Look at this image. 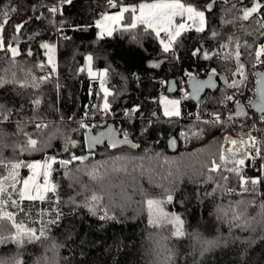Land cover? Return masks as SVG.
<instances>
[{"label": "trees", "instance_id": "obj_1", "mask_svg": "<svg viewBox=\"0 0 264 264\" xmlns=\"http://www.w3.org/2000/svg\"><path fill=\"white\" fill-rule=\"evenodd\" d=\"M142 2L145 0H0V12L16 9L10 13L4 38L5 46L10 44L19 52L13 64L11 53L0 50V76L12 79L11 73L16 72V78L28 85H32L33 76L49 77L44 82L37 80L38 88L0 87V154L26 163L57 159L50 175L56 192L49 191L43 201L23 200V212L9 207L29 227L46 228L49 239L22 249L12 243L0 245V256L22 258L23 264H264V209L260 207L264 203V158L262 170L256 172L246 153L224 152L229 162L218 172L209 171L213 160L221 163V136L227 121L206 124L196 120L192 113L197 104L189 96L185 98L190 81L186 73L204 79L216 69L219 87L206 92L199 103L215 113L222 111L227 96L242 89L228 87L233 80H240L233 75L237 71L235 44L229 48L221 45L228 43V37L238 40L244 71L253 67L255 50L264 44V0H216L213 10L206 13V31L185 33L175 54L164 53L155 34L139 28L134 30L135 41L132 32L120 29L111 36H99L96 22L102 15ZM186 2L204 10L209 0ZM255 3L262 5L259 11L247 21L239 19L243 10ZM53 7L58 9L56 13L49 11ZM131 15L126 13L125 24L131 22ZM20 18L23 27L17 33ZM212 32L218 35L213 37ZM245 41L250 47L243 46ZM44 43L57 48L56 72L47 63L41 47ZM198 48L201 51L193 55ZM205 51L211 58H204ZM226 53H232L227 60ZM88 56L93 57L94 69L107 70L103 82L111 93L108 114L102 111L101 79L88 74ZM149 60L166 62L152 70L147 66ZM170 79L179 86L172 96L183 97L178 117H166L162 110L161 98L171 96L166 92ZM37 99L39 105L33 103ZM4 114L10 117L7 121H3ZM85 114L96 126L92 127L94 133L113 124L140 147L112 151L105 146L89 161H73L65 169L59 161L89 154L87 130L79 121ZM37 123L49 127L38 130ZM27 136L41 141L42 150L21 153L18 146L26 143ZM171 137L179 143L176 153L167 146ZM239 159L245 163H234ZM125 166L126 172L113 171ZM233 167L239 168V174L225 170ZM93 169L96 179L90 175ZM21 175H27L25 167ZM241 176L249 181L260 179L255 193L241 194ZM93 193L104 197L95 214L86 206ZM169 194L171 202L167 201ZM147 199L164 201V212L184 221L185 235L173 236L172 225H150ZM105 210L116 219L101 220ZM236 213L241 214L240 220L234 219ZM53 220L57 223H50ZM5 224L3 234L7 235L11 228Z\"/></svg>", "mask_w": 264, "mask_h": 264}, {"label": "snow or ice", "instance_id": "obj_2", "mask_svg": "<svg viewBox=\"0 0 264 264\" xmlns=\"http://www.w3.org/2000/svg\"><path fill=\"white\" fill-rule=\"evenodd\" d=\"M62 3H71L72 0H61ZM111 3L112 0H109ZM216 3V0H209V2L205 5L204 10H201L197 6L192 3H187L186 0H145V2L140 3L138 6L132 7H122L120 11L116 15L112 16H104L103 21H97V26L101 28L100 36L101 38L107 32V35L111 36L112 32L115 30L107 29L104 25V21H112L114 24L120 25V30L123 32H132V39L135 41L137 39V34L134 32L136 29H141L144 33L147 34H155V36L159 39V43L162 46V51L164 53H172L175 54L176 48L181 43V38L184 36L185 33L195 30L198 33L205 32L207 29V15L213 10V7ZM262 7L259 3H255L253 7L244 9L243 14L239 17V19L247 21L249 20L254 13H257L259 9ZM16 11L15 8H11L8 11L0 12V16H2V20H0V50H6L7 52L11 53V59L13 64H15V57L19 55L18 48L13 47L12 45L5 46V38L4 33L6 30V26L9 24L10 21V13H14ZM50 12L56 13L58 11L57 8L53 7L49 9ZM131 13V22L125 24L124 23V14ZM233 21H225V23H232ZM23 27L22 24L17 23L15 27V31L17 33L20 32L21 28ZM261 28H264V23H261ZM218 34L216 32H212V36L216 37ZM235 44V60L237 62V71L233 73V75H238L240 80H233L231 84H228L229 88H240L244 82L247 80V74L244 71L245 65L241 62V52L240 47L241 44L238 40H235L233 37H228V43L222 44L221 48H229L230 45ZM245 48L250 47L247 41L244 42L243 45ZM42 48L47 50L46 55L48 56V63L52 66V71H56V65L53 61V53L55 52V48L52 45L44 43L41 45ZM201 49H196L193 52V55L199 53ZM29 55L31 52L29 51ZM232 53H226L224 59L227 60L230 58ZM264 44H260L255 50V61L256 63L253 64V67H256L257 64L264 65ZM204 58L209 59L211 58L210 54L205 51ZM93 60L92 56L87 57V61L89 66L91 65ZM158 66V65H153ZM41 68L44 67L43 64L40 65ZM23 70V69H21ZM5 73L8 71L7 69L3 70ZM89 74L96 75L91 71V67H89ZM28 75H31L29 72ZM100 76H106L107 70L103 73L99 74ZM189 76L192 93L191 98L198 99L199 93L205 87H216L212 77L217 75L216 69H212L211 74L209 75L208 80L201 81L197 80L192 73H186ZM12 79H6L5 76H0V87H4L6 84H17L19 87H36L38 88L40 84L37 82H44L49 79L48 76H41L39 78L33 76L32 85H28L25 80H19L16 78V72L11 73ZM256 76V93L258 95V101L255 103L250 102L252 106H254L260 113H261V120L264 121V73H255ZM225 83H227V77H223ZM101 87L104 92V104L102 111L105 114H108L111 109V105L108 101V96L111 95L107 88L103 87V80H101ZM188 97V93H185V98ZM227 101L234 100V97L229 95L226 97ZM35 105L40 104V100L37 99L33 101ZM161 103L164 104V115L171 117V116H180L179 111V104L181 103L180 100H168L166 97L161 98ZM238 108L240 109L236 114L237 115H244L242 106L239 105V101L236 102ZM0 109H3V105H0ZM133 111H136L134 109ZM87 115V114H86ZM215 117L216 123L220 122L219 114H213ZM10 117L7 114L3 115V121H7ZM199 119V117H198ZM2 122V121H0ZM204 123H209V121H204ZM35 127L39 129L48 128V124H40L37 123ZM80 127L87 130L88 133H91L92 127H96L92 125L91 127L81 122ZM198 135V133H194ZM27 135V134H26ZM115 133L111 127L108 128L106 132H100L99 135L92 136L86 135V139L89 141V147L101 143L102 139L108 137L110 139V146L115 148L119 144H127L129 143L127 139V133L124 134L123 140H116L114 139ZM231 145H238L244 144V141H237L230 137L225 138ZM249 141H251V147L255 148L256 145V138L252 137L249 134L248 137ZM41 141L38 139L32 138V136H27L26 143L24 145H20L19 151L21 153L24 152H38L41 151ZM73 146H75V142H71ZM174 144L175 141H172ZM46 146V145H45ZM132 147H137L136 145H132ZM232 148L224 149L219 157L221 163H217L215 160L212 161V167L209 168L211 172H218L221 169L222 164L227 163L226 156L224 152H232ZM247 151V145H246ZM260 154V149L256 148V155ZM87 157L83 156H75L71 157V160H62L59 161L62 167L69 165L73 161L84 162L87 160ZM120 159V158H117ZM254 159V157H253ZM52 163H56L55 158H51V163L45 162L43 165L40 163H26L23 160H9L4 158L2 154H0V245L12 243L17 246V248L22 249L26 244H33L40 242L42 240L49 239L48 230L44 227H41L39 230L29 227L23 220L17 219V213L12 211H7L8 207L17 208L20 212H23L24 209L20 207V204L23 200H45L47 198V193L49 191L55 193L57 189L56 184L49 183V177L51 175ZM239 165H243L245 163V159H239L238 161H234ZM26 167L30 170V175L27 178L20 177V169ZM43 168V171L40 169ZM126 166L122 168H114L113 171H124L126 172ZM226 171L234 172L239 174V168H226ZM96 170L93 169V172L90 173L93 179H96L97 176L95 175ZM43 176V184L38 183V178ZM171 175V173H169ZM209 180L212 179L211 176L208 178ZM223 179L225 181L228 180L227 176H224ZM241 179V188L243 193L248 192H256V185L260 183V179H251L250 181L245 179L243 176L240 177ZM252 185V188L249 189L246 187L248 184ZM234 191V190H232ZM103 195H99L97 193H93L90 197V204L86 205L89 207V210L95 214L96 205L100 204L103 201ZM173 199L172 195L169 194L167 196V201L171 202ZM164 201L156 200V199H147V209L149 214V224L153 227L163 228L166 225H172L174 227V231L172 233L173 236L176 238L183 237L185 232L183 231L184 221L176 215H172L169 217V214L164 212L162 208V204ZM238 203H243L240 201ZM262 209H264V203L260 205ZM227 215V213H225ZM59 216V213H58ZM101 220L106 219H116L115 215L109 216L107 211L105 210L104 215L99 217ZM234 219L240 220L241 214L236 213L234 215ZM5 222L10 225L11 231L4 235V230L6 227ZM50 223H57V221L53 220ZM246 223V222H245ZM212 244V242H209ZM55 247V245H54ZM172 256H168V260L171 261ZM0 264H23L22 258L19 257H3L0 256Z\"/></svg>", "mask_w": 264, "mask_h": 264}, {"label": "built area", "instance_id": "obj_3", "mask_svg": "<svg viewBox=\"0 0 264 264\" xmlns=\"http://www.w3.org/2000/svg\"><path fill=\"white\" fill-rule=\"evenodd\" d=\"M261 59H264V57ZM261 71H264V65L261 64H257L256 67H251L246 70L247 80L242 85V89L233 96L234 100L225 101L221 112L215 113L211 108H205L200 105L199 102L195 111L192 113V116L198 121H209L214 124H221L227 121L226 128L222 133L223 140L226 145H228L227 148H232L233 150H239L246 153L250 168L256 172L261 171L263 168L264 121L261 120L260 116L250 110V102L255 94V73ZM92 93H95V90H93ZM237 101H239V105L242 106V108L249 111V114L246 119L240 121H229V116L235 112ZM213 114H219L221 118L219 123L214 122L215 117ZM79 121L80 123L83 122L88 124L90 127L92 126V121H90L86 114ZM249 134L256 138L255 148L251 147V141L248 139ZM226 137L235 139L238 142L244 141L245 143L234 146L226 141ZM256 148L260 149V154L258 156L256 155Z\"/></svg>", "mask_w": 264, "mask_h": 264}, {"label": "water", "instance_id": "obj_4", "mask_svg": "<svg viewBox=\"0 0 264 264\" xmlns=\"http://www.w3.org/2000/svg\"><path fill=\"white\" fill-rule=\"evenodd\" d=\"M116 7V5L112 6L110 9L113 10ZM165 60H149L147 62V66L152 69V70H159L163 64L165 63ZM153 65H158V66H153ZM259 73H264V71H261ZM209 76L204 78V79H197V80H201V81H206L208 80ZM216 87L212 88V87H205L200 93H199V98L198 99H193L191 98V93H192V87H191V83L190 81L188 82L187 86H188V94H189V99L191 101H193L195 104H198L201 99L205 96L206 92L208 91H214L219 87L218 81L216 79L215 76L212 77ZM179 91V86L176 82L175 79H170L167 83V94L168 95H175L177 94V92ZM256 101H258V95L256 93V83H255V94L251 100L252 103H255ZM240 109L238 108V105L235 107V112L232 113L229 116V121H240L243 119H246L249 111L247 109L243 108V112L245 113L244 115H237L236 113L239 111ZM250 110L254 113H256L258 116H261V113L250 104ZM111 127L115 133L114 135V139L116 140H123L124 139V134L120 132V128L116 129V127L113 124H109L107 125L105 128L99 130L98 132L94 133L93 131H91V133L86 132L85 133V145L88 151V155L86 156L88 159L85 160L84 162H87L90 160V158L92 157V154L95 153L99 148H103L105 146L109 147L110 150L114 151V150H118L121 148H128L131 150H137L140 146L138 144H135L131 139L127 138L129 143L127 144H119L117 147L113 148L110 146V139L108 137H105L102 139L101 143L95 144L91 147H89V141L86 139V135H92V136H96L99 135L100 132H106L108 130V128ZM172 141H175V143L173 144ZM132 145H136L137 147H132ZM167 146L170 152L172 153H176L178 151L179 148V143L178 140L175 137H171L168 141H167ZM69 165L64 166V168H68Z\"/></svg>", "mask_w": 264, "mask_h": 264}, {"label": "rangeland", "instance_id": "obj_5", "mask_svg": "<svg viewBox=\"0 0 264 264\" xmlns=\"http://www.w3.org/2000/svg\"><path fill=\"white\" fill-rule=\"evenodd\" d=\"M122 7H129V6H121L118 10H116V11H112V12H107V13H105L104 15H102V17H100L99 18V20L98 21H103V18H104V16H112V15H116L119 11H120V9L122 8ZM124 19H128L127 18V16H126V13L124 14ZM23 20V18H20V19H18V23H20L21 24V21ZM104 25H105V27L107 28V29H113V28H115V30L112 32V34L117 30V29H120V25H118V24H114L112 21H104ZM98 27V26H97ZM98 30H99V36H100V33H101V28L100 27H98ZM105 36H109V35H107V32H105V34L103 35V37H105ZM54 48H55V52L52 54L53 55V61H54V63H55V65H56V71H57V65H58V56H57V48L54 46ZM45 53H47V50L45 49ZM47 56V55H46ZM47 63H48V56H47ZM48 65L52 68V66L48 63ZM89 67H91V71L93 72V73H96V75H90L89 74ZM55 71V72H56ZM87 71H88V74H89V76L90 77H99L101 80H104V78H105V76H100L99 74L100 73H103V72H99V71H97L96 69H94L91 65L90 66H88V69H87ZM100 80V81H101ZM101 83V82H100ZM103 87L104 88H107V85H106V83L105 82H103ZM108 89V88H107ZM101 91H102V93L104 94V92H103V89H102V87H101ZM163 97H166L168 100H180L181 101V99L183 98H181L180 96H163ZM103 104H104V102H103ZM103 104H102V107H103ZM162 104V103H161ZM178 108H179V111H180V115H181V103L179 104V106H178ZM162 110H163V114H164V104H162ZM165 116V115H164ZM166 117H168V116H166ZM171 117H177V116H171ZM222 137V136H221ZM228 147V145H226V143H225V141L223 140V137H222V148H223V150L224 149H226ZM234 151V150H233ZM57 159L55 158V161H56ZM49 162V163H51V158H49V159H46V160H44V161H36V162H38V163H40L41 165H43L45 162ZM36 162H31V163H36ZM53 164L54 163H52V166H53ZM26 168V167H25ZM22 169L23 168H21L20 169V177L21 178H27L31 173H30V170L28 169V168H26L27 169V175L25 176V177H22V175H21V173H22ZM52 170V169H51ZM40 171H43V168L42 169H40ZM38 183H41V184H43V176L41 175L39 178H38ZM49 183L51 184V182H50V177H49ZM38 200V199H37ZM7 211H11L10 210V208L8 207L7 208Z\"/></svg>", "mask_w": 264, "mask_h": 264}]
</instances>
